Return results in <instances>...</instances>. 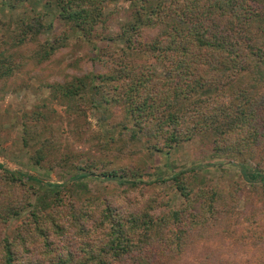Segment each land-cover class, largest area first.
<instances>
[{"label":"rangeland","instance_id":"rangeland-1","mask_svg":"<svg viewBox=\"0 0 264 264\" xmlns=\"http://www.w3.org/2000/svg\"><path fill=\"white\" fill-rule=\"evenodd\" d=\"M8 1L0 5V52L13 54L18 68L5 90L0 84V162L64 187L55 199L57 205L53 204L48 212L40 204V196L45 193L42 184L24 181L26 186L12 187L0 176V212L7 196L13 200L29 198L32 203L19 215L0 221V264L6 239L18 243L20 233L36 238L35 230L30 229L37 222L27 220L37 204V219L43 221L48 238L37 234L25 258L30 264L44 258L43 264H49L63 255L77 258L76 264L83 262L78 259L83 238H98L103 245L101 238L111 231L112 220L122 221L123 229L139 241L135 249L142 252V263L155 262L164 250L172 256H163L164 264H264V187L261 181L249 178L250 170L256 169L264 176V83L251 82L244 92L258 116L256 125L245 128L243 134L256 126L261 135L248 145L220 154L213 150L214 136L206 140L195 136L172 149L151 153L145 143L132 140L121 128L120 109L112 115L107 111L99 114L83 100L76 108L56 95V91L78 78L90 81L92 73L109 70L111 57L115 58L122 46L114 45L109 38L130 20L131 3L104 2L102 11L107 17L97 25L99 35L87 38L74 34L60 19L57 7H50L45 0H28L17 9L9 8ZM170 1L165 0L166 4ZM23 12L42 15L44 24H51V29L37 40L15 47L11 44L20 31L17 22ZM142 32L153 34L154 30ZM52 46L58 47L49 56H40ZM143 59L142 56L138 61ZM255 70L260 72L259 67ZM25 117L43 140L34 146L23 143ZM44 141L45 159L35 163L36 149ZM104 148L110 151L106 153ZM61 156H68L72 163L58 162ZM78 169L90 173L84 186L73 179ZM183 171L188 172L181 179L188 186L190 201L172 181V175ZM130 181L137 183L132 185ZM29 183L34 184V189L29 188ZM51 196L52 204L55 195ZM171 211L179 212L180 218L168 222L154 219L150 231L140 223L147 216L161 217ZM50 214L56 224L48 221ZM104 219L106 226H101ZM44 241L51 246L46 253ZM16 250L25 255L21 242ZM112 262L134 264L136 260Z\"/></svg>","mask_w":264,"mask_h":264},{"label":"trees","instance_id":"trees-1","mask_svg":"<svg viewBox=\"0 0 264 264\" xmlns=\"http://www.w3.org/2000/svg\"><path fill=\"white\" fill-rule=\"evenodd\" d=\"M4 1L0 0V5ZM27 1L9 0L7 5L17 9ZM107 1L116 0H45L50 7H57L60 19L74 34L87 38L99 35L97 25L107 17L102 11V5ZM126 1L131 3L128 7L131 18L119 26L116 35L109 38L114 40V45H122L115 52L117 56L111 57L113 61L109 70L92 73L90 81L83 77L61 86L60 91L55 90L61 102L77 108L76 104L83 100L99 114L107 111L112 115L120 109L121 128L128 132L132 140L145 143L151 153L172 149L195 136H200L202 140L214 136L212 145L215 153H232L237 147L240 149V146H246L260 137L256 126L252 131L249 129L247 135L243 134L245 128L257 122L258 116L244 92L251 82L264 83V0H171L169 4L165 0ZM17 23L20 31L11 44L15 47L30 39L37 40L43 32L51 29V24H44L42 15L27 12L19 16ZM148 28L154 30L153 34L144 35L142 30ZM66 38L62 39V45ZM57 47L52 46L41 52L40 56H49ZM142 56L143 61H138ZM13 58V54L0 52L1 89L5 90L17 71L18 66ZM257 67L260 72H256ZM39 135V130L25 117L24 145L34 146L43 141L39 140ZM44 147L45 141L36 149L35 163L45 159ZM104 151L107 153L110 149L104 148ZM58 162L72 163L68 156L59 157ZM242 167L247 172L246 166L242 164ZM250 171L249 178L261 181L264 187L262 171ZM186 173L183 171L172 175V181L178 185L183 197L190 201L188 186L181 179ZM89 175V172L78 169L73 179L84 186V179ZM0 176L12 187L26 186L24 181L42 184L45 193L40 196V204L48 212L53 204L57 205L55 199L64 187L62 184L45 182L36 175L15 171L2 162ZM109 176L116 177L112 173ZM161 180L164 181L163 178ZM129 183L135 185L137 182ZM29 188L34 189V184L29 183ZM52 193L55 198L51 204ZM28 206H32L29 198L13 200L7 196L1 206L3 212H0V221H8ZM38 208L37 204L32 210L31 217L34 218L29 217L27 221L31 224L32 221L37 222L30 230H35L36 238L39 234L45 239L48 236L43 230V221L37 219ZM69 213L76 215L73 210H69ZM178 218L179 212L171 211L161 217L147 216L140 223L144 224L146 231H150L155 224L154 219L168 222ZM48 219L49 222L54 221L52 214ZM104 220L101 226H106ZM52 223L56 224L55 221ZM110 223L111 231L101 236L103 245L99 244L98 238H83L79 251L81 256L78 257L83 262L79 264H115L112 261L125 258H134V264H146V261L142 263L140 260L142 252L135 249L139 241L123 229L122 221L112 220ZM56 227L61 228L59 224ZM25 235L20 233L17 239L21 242L22 251H25L23 258L16 250L19 242L6 239L2 264H30L25 258L36 238ZM44 242L46 253L51 246ZM63 256H56L49 264L77 263V258ZM163 256L172 257L163 250L158 261L148 264H164L161 261ZM44 260L39 259L37 263L43 264Z\"/></svg>","mask_w":264,"mask_h":264}]
</instances>
